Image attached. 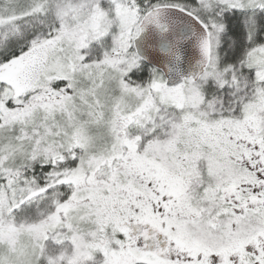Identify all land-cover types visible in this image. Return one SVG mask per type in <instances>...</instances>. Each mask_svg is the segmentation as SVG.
Wrapping results in <instances>:
<instances>
[{
    "label": "snow or ice",
    "instance_id": "6c2138e0",
    "mask_svg": "<svg viewBox=\"0 0 264 264\" xmlns=\"http://www.w3.org/2000/svg\"><path fill=\"white\" fill-rule=\"evenodd\" d=\"M0 264H264V0H0Z\"/></svg>",
    "mask_w": 264,
    "mask_h": 264
},
{
    "label": "water",
    "instance_id": "95a60500",
    "mask_svg": "<svg viewBox=\"0 0 264 264\" xmlns=\"http://www.w3.org/2000/svg\"><path fill=\"white\" fill-rule=\"evenodd\" d=\"M180 72L182 73H187L188 71L191 70V63L190 62H184L181 66H180Z\"/></svg>",
    "mask_w": 264,
    "mask_h": 264
}]
</instances>
